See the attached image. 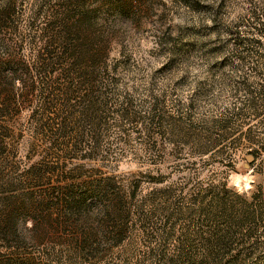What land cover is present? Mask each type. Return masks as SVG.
I'll use <instances>...</instances> for the list:
<instances>
[{"label":"rangeland","instance_id":"1","mask_svg":"<svg viewBox=\"0 0 264 264\" xmlns=\"http://www.w3.org/2000/svg\"><path fill=\"white\" fill-rule=\"evenodd\" d=\"M0 264H264V0H0Z\"/></svg>","mask_w":264,"mask_h":264},{"label":"water","instance_id":"2","mask_svg":"<svg viewBox=\"0 0 264 264\" xmlns=\"http://www.w3.org/2000/svg\"><path fill=\"white\" fill-rule=\"evenodd\" d=\"M247 159H248L249 161H252V160H253V157H252L251 155H248V156H247Z\"/></svg>","mask_w":264,"mask_h":264},{"label":"trees","instance_id":"3","mask_svg":"<svg viewBox=\"0 0 264 264\" xmlns=\"http://www.w3.org/2000/svg\"><path fill=\"white\" fill-rule=\"evenodd\" d=\"M252 154H253L252 156H253V161H254L256 159V152H253Z\"/></svg>","mask_w":264,"mask_h":264}]
</instances>
